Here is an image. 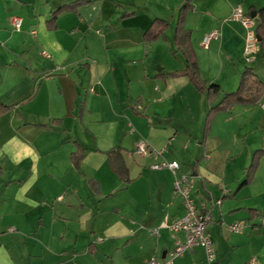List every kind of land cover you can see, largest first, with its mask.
<instances>
[{
  "label": "crops",
  "instance_id": "0c3cea01",
  "mask_svg": "<svg viewBox=\"0 0 264 264\" xmlns=\"http://www.w3.org/2000/svg\"><path fill=\"white\" fill-rule=\"evenodd\" d=\"M184 1L0 0V103L9 108L0 116V264H19L13 249L25 250L23 264L162 261L173 240L160 224L184 213L172 173L151 169L162 161L195 175L190 196L210 213L215 264H264V155L240 185L253 153L264 150V97L216 113L204 136L210 105L186 76L174 39ZM190 4L183 26L205 84L232 92L245 67L264 84L258 45L246 62L244 28L230 19L237 5L256 16L264 0ZM13 17L21 19L18 31ZM154 20L167 26L146 41ZM211 30L217 37L204 48ZM140 140L161 153L136 154ZM78 148L75 167L70 155ZM116 148L126 185L107 163ZM241 222V233L228 230ZM123 252L129 259L118 257ZM171 264H205L203 250L195 246Z\"/></svg>",
  "mask_w": 264,
  "mask_h": 264
},
{
  "label": "trees",
  "instance_id": "16d2710c",
  "mask_svg": "<svg viewBox=\"0 0 264 264\" xmlns=\"http://www.w3.org/2000/svg\"><path fill=\"white\" fill-rule=\"evenodd\" d=\"M82 4H83L82 1H77V2H73L69 5L59 8L52 14L51 21H54L59 13L74 11L78 7H80ZM190 8H191L190 0H185L183 5L178 9V24L175 29L174 39H175L176 47L178 48V50L181 52L182 56L185 59L184 72L186 76L188 77L190 83L194 86V88L198 92L206 93V97L210 105V109L208 111L205 124H204V136H205L209 131V127L211 125L212 119L216 113L221 112V111L222 112L229 111L235 105H254L256 104L262 97H264V84H262L256 78L253 70L249 67H245L243 69V71L241 72L239 84L236 90L232 92L225 93V92H222L220 88L215 84H210V85L205 84V82L200 78L196 59L194 57L192 48L189 43L190 42L189 31L186 30L183 26V17L185 15V12L189 10ZM253 20H254V31L256 33V36L259 37V41H257V45L259 47L261 57L264 58V8H261L256 12V16ZM166 26H167V23L164 21H161V20L152 21V23L150 24V26L147 28V30L144 33L146 41H151L155 39L156 37H158L159 35H161L164 29L166 28ZM8 110L9 108L7 106H4L3 104L0 103V116L5 114ZM262 155H264V150H257L256 152L253 153L251 157V161L248 167L244 171V179L242 180L240 185H247L251 182L254 176V173L256 171L259 158ZM82 156H83V152L81 148H78L75 152L71 153L70 161L75 167L79 166ZM106 157H107L106 159H107L109 168L112 170L114 174H116L119 180L124 185L129 183L130 178L128 174V168L124 162L122 151L119 148L110 150L106 153ZM151 169L155 171H159V170L153 169L152 167ZM179 173H184L180 171V164H179V169L177 173L176 174L172 173L173 178L175 179V177L179 175ZM186 174H190V173H186ZM173 183H174V180H173ZM172 191H173V188H172Z\"/></svg>",
  "mask_w": 264,
  "mask_h": 264
},
{
  "label": "built area",
  "instance_id": "2783aa9c",
  "mask_svg": "<svg viewBox=\"0 0 264 264\" xmlns=\"http://www.w3.org/2000/svg\"><path fill=\"white\" fill-rule=\"evenodd\" d=\"M231 20L237 21L244 28V47L243 56L246 62L252 61V56L257 50V39L256 33L254 31V20L249 16L243 14L240 5L235 6L232 10ZM11 24L15 31H18L21 26V19L18 17H13ZM217 37V32L211 30L202 39V46L207 47L211 39ZM261 107L264 108V100L261 102ZM135 153L138 155H146L149 151L153 152L155 155L161 153V151L150 150L149 147L143 140L137 142L135 146ZM205 158L208 156L205 155ZM153 169L170 170L173 174H176L179 169V164L176 161H163L152 166ZM194 174L179 173L174 179L173 183V193L182 200L184 207V214L180 218L168 221L165 216L160 224V228L166 229L170 233V237L173 240V249L164 256L162 261L150 260L146 264H171L172 260L176 257L181 256L185 251L192 250L193 247L199 246L202 248L204 253L205 264H215L216 254L212 243V240L207 231V227L210 222V213L207 211H200L194 204L190 191L194 184ZM213 203V202H212ZM220 204V200L215 202ZM214 203V204H215ZM212 205V204H211ZM262 224H264V218H262ZM230 232L240 233L243 227L239 223H234L228 227ZM10 232L13 231L12 228L9 229ZM152 234H157V229L151 230ZM181 233L183 239H180L177 234ZM254 263V260H251Z\"/></svg>",
  "mask_w": 264,
  "mask_h": 264
},
{
  "label": "rangeland",
  "instance_id": "374dc122",
  "mask_svg": "<svg viewBox=\"0 0 264 264\" xmlns=\"http://www.w3.org/2000/svg\"><path fill=\"white\" fill-rule=\"evenodd\" d=\"M241 225H242V222H241ZM25 252V250H23V249H17V250H15V249H13L12 250V254L14 255V256H16L17 258H18V263L19 264H23L21 261H19V255H18V253L19 252ZM126 252V251H125ZM125 252H123V254H122V256L121 255H118V257L120 258V259H123V258H128L129 259V257H127V255L125 254ZM118 257H114L116 260H118ZM138 258V257H137ZM136 258V259H137ZM102 259V257H100L99 255H98V260L100 261ZM160 258H155V260L156 261H160L159 260ZM115 262V261H114ZM100 264V263H99Z\"/></svg>",
  "mask_w": 264,
  "mask_h": 264
},
{
  "label": "water",
  "instance_id": "95a60500",
  "mask_svg": "<svg viewBox=\"0 0 264 264\" xmlns=\"http://www.w3.org/2000/svg\"><path fill=\"white\" fill-rule=\"evenodd\" d=\"M250 18H252V19L255 18V12H253V13L250 15ZM256 39H257V41H259V37H258V36H256ZM161 258L163 259V258H164V255H162Z\"/></svg>",
  "mask_w": 264,
  "mask_h": 264
}]
</instances>
